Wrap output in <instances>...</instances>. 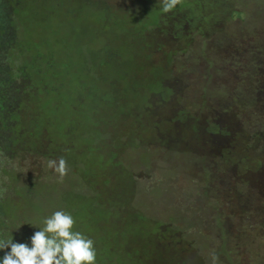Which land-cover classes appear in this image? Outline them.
<instances>
[{"label": "rangeland", "instance_id": "rangeland-1", "mask_svg": "<svg viewBox=\"0 0 264 264\" xmlns=\"http://www.w3.org/2000/svg\"><path fill=\"white\" fill-rule=\"evenodd\" d=\"M15 2L19 55L14 53V58L30 76L35 94L29 104H22L19 117L12 116L17 121L16 136L6 142L7 159L0 157L6 162L0 177L4 185L0 190V240L31 247V237L44 227L43 221L63 211L73 217L74 231L94 241L95 264H160L164 253L156 254L157 237L150 219L153 213L167 211L161 202L165 191L146 172L141 173V167L151 164L147 145L177 129L168 123L169 115L160 117L147 109L152 98L166 97L171 85L170 71L162 61L170 47L159 50L157 46L167 39L155 34L161 30L157 25L158 16L164 13L161 3ZM183 3L180 0L174 9ZM237 14L234 19L243 17V12ZM170 28L179 32L172 24ZM8 50L4 49L5 59ZM192 57L179 52L175 62ZM195 136L194 132L183 150L195 147ZM61 156L68 166L63 183L47 166L49 160ZM225 159L239 166L235 152L226 153ZM132 173L145 178L151 189L145 191ZM177 181L166 197L179 195V216L197 219L205 214L201 192L194 197L192 193L193 187L196 192L203 185L194 180L186 183L181 175ZM254 187L260 192L256 183ZM181 195L193 197L190 206ZM205 207L213 213L210 204ZM202 248L207 250L205 245ZM10 251L0 250V259ZM233 260L264 264V239L253 248L234 251Z\"/></svg>", "mask_w": 264, "mask_h": 264}, {"label": "trees", "instance_id": "trees-1", "mask_svg": "<svg viewBox=\"0 0 264 264\" xmlns=\"http://www.w3.org/2000/svg\"><path fill=\"white\" fill-rule=\"evenodd\" d=\"M15 1L0 0L3 159H7L6 142L16 136L17 121L11 118L19 117L23 103L29 104L35 94L30 76L22 72L14 58V53L19 55ZM184 2L180 9L158 16L161 30L155 33L167 39L157 46L159 50L170 47L162 61L170 71L171 85L168 95L152 98L147 109L160 117L169 115L168 123L177 128L164 140L147 145L151 164L141 167V173L146 172L165 191L161 202L167 211L153 213L150 219L157 237L156 254L164 253L160 264H213V255L217 257L215 264H238L232 262L234 251L253 248L254 243L258 245L264 239V0ZM241 12L243 17L234 19ZM171 24L178 28V33L170 28ZM5 48L9 49L7 59ZM179 52L193 57L176 63ZM185 81L194 83L184 85ZM162 129L159 126L163 135ZM194 132L197 144L191 150H183ZM228 152H235L239 166L225 162ZM4 163L0 158V177L2 172L5 174ZM179 175L186 183L194 180L203 185L201 191L193 192L192 188L193 197L201 192L204 199L206 213L197 219L179 216V195L166 197L173 183L179 184ZM132 178L145 191L151 189L145 185V178L134 177L133 173ZM3 187L0 184V190ZM181 196L190 206L193 197ZM208 204L213 210L211 214L205 207ZM200 241L203 243L197 247ZM204 245L207 250L202 248Z\"/></svg>", "mask_w": 264, "mask_h": 264}, {"label": "clouds", "instance_id": "clouds-1", "mask_svg": "<svg viewBox=\"0 0 264 264\" xmlns=\"http://www.w3.org/2000/svg\"><path fill=\"white\" fill-rule=\"evenodd\" d=\"M180 0H159L164 13L172 11ZM63 183L68 173L66 159L49 160L48 165ZM44 227L31 237V247L13 240H0V250L10 248L0 264H95L94 241L74 231L73 217L63 211H56L44 221ZM35 227V226H34ZM217 257L213 255V264Z\"/></svg>", "mask_w": 264, "mask_h": 264}]
</instances>
